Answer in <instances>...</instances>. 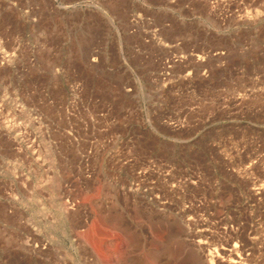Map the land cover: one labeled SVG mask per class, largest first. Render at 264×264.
I'll list each match as a JSON object with an SVG mask.
<instances>
[{
	"label": "rangeland",
	"instance_id": "374dc122",
	"mask_svg": "<svg viewBox=\"0 0 264 264\" xmlns=\"http://www.w3.org/2000/svg\"><path fill=\"white\" fill-rule=\"evenodd\" d=\"M0 264H264V0H0Z\"/></svg>",
	"mask_w": 264,
	"mask_h": 264
}]
</instances>
